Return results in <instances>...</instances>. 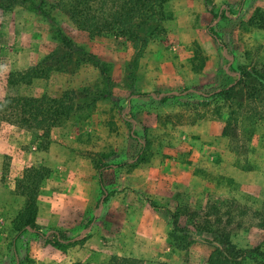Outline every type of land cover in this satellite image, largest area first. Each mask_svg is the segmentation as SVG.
I'll use <instances>...</instances> for the list:
<instances>
[{
	"label": "rangeland",
	"instance_id": "rangeland-1",
	"mask_svg": "<svg viewBox=\"0 0 264 264\" xmlns=\"http://www.w3.org/2000/svg\"><path fill=\"white\" fill-rule=\"evenodd\" d=\"M55 2L29 0L0 10V98L109 85L91 109L52 129L48 149L39 145L40 131L0 117V264H209L210 253L220 246L215 237L181 217L187 232L180 237L190 240L181 249L171 237V213L264 200V100L249 105L241 99L245 105L233 127L235 137H224L226 105L223 119L215 120L217 106L198 105L192 92L166 100L157 94L214 93L239 81L241 67L264 66V29L246 24L264 9V0H172L166 32L149 43L136 66L129 41L78 30ZM54 25L112 63V82L92 64L76 66L84 52L76 49L68 72L11 88L12 71L31 68L58 48ZM193 59L205 60L200 73L192 69ZM132 96L137 97L128 103ZM233 167L237 179L227 174ZM28 169L47 174L36 226H27L39 232L17 230L26 204L18 184ZM93 219L91 231L80 238ZM263 238L264 231L253 227L233 240L241 248L263 244L264 249Z\"/></svg>",
	"mask_w": 264,
	"mask_h": 264
},
{
	"label": "trees",
	"instance_id": "trees-1",
	"mask_svg": "<svg viewBox=\"0 0 264 264\" xmlns=\"http://www.w3.org/2000/svg\"><path fill=\"white\" fill-rule=\"evenodd\" d=\"M29 0H0V10H12L16 5H25ZM172 0H57L54 3L70 18L78 30L89 35H100L107 38L129 41L135 51L131 63L136 66L152 40L162 37L166 32L164 23L173 19V13L167 9ZM210 3L211 0H204ZM44 16L54 22L55 18L50 13ZM250 27L264 29V9L258 8L255 14L246 22ZM51 33L59 46L48 53L37 65L26 70H16L9 74L8 85H32L37 80L49 79L53 72H68L75 59L76 49L83 52L82 59L77 60L76 66L92 64L97 67L101 76L112 82L109 72L112 63L101 56L89 52L83 45L75 41L62 26L54 25ZM199 55V54H198ZM202 58V57H201ZM203 59V58H202ZM205 59V58H204ZM205 60L199 63L192 60V69L200 73L204 69ZM253 68L241 67L242 78L234 85L216 91L209 96H194L191 100L198 105L217 107V120H222V104L230 110L222 132L224 137H235L234 126L238 123L242 109L245 105L241 99H246L250 105L264 100V66ZM101 90L98 84L87 85L78 90H68L59 95L51 96L47 93L37 96H23L9 94L0 101V117L27 130L40 131L39 145L48 149L51 131L69 121L76 114L91 109L100 99ZM165 96V100L168 99ZM187 104L189 102H186ZM186 105V104H185ZM240 115V116H239ZM42 169H28L18 184V191L26 198V204L20 214L18 231L27 226L35 227L38 216V199L43 183L47 178ZM239 203L232 200L221 207L211 204L207 209H177L171 213L173 231L171 237L179 243L183 250L189 247L190 240L183 239L180 234L187 232L180 225L181 217H187L192 226L201 233L211 234L220 244L210 253L209 264H245L252 261L264 264L263 244L255 247L241 248L234 242L235 235L250 231L257 227L264 231V200L254 199L252 202ZM194 223V224H192ZM264 242V238H263ZM57 245H62L56 240ZM181 245V246H180Z\"/></svg>",
	"mask_w": 264,
	"mask_h": 264
},
{
	"label": "water",
	"instance_id": "water-1",
	"mask_svg": "<svg viewBox=\"0 0 264 264\" xmlns=\"http://www.w3.org/2000/svg\"><path fill=\"white\" fill-rule=\"evenodd\" d=\"M218 19H219V16H218ZM236 82H237V79L235 78V83H236ZM235 83H234V84H235ZM234 84H231L230 86H232V85H234ZM230 86H228V87H230ZM221 89H222V88H221ZM221 89H219V90H217V91H220ZM188 92H192L193 94H195V95H197V96H201V97H206V96H209V95L212 94V93L202 94V93H200V92H198V91H196V90H194V89H188V90L183 91V92L165 91V92H162V93L157 94V95H158V96H161V95H162V96L174 95V96H178V97H179V96H183L184 94H186V93H188ZM153 96H156V95L154 94ZM136 97H137V96H132L131 98H129V99H128V103H130L131 100L134 99V98H136ZM134 127H135V126H134ZM100 211H101V209L98 210V214L100 213ZM93 223H94V219L92 220V222H91L89 228L86 230V232H84V233L80 236V238L85 237V236L91 231V228H92V226H93ZM26 230L37 231L36 229H31V228H29V227H27ZM37 232H39V231H37ZM49 232H50V231H47L44 235L49 234ZM77 238H78V237L71 238V239H69L68 241H74V240H76Z\"/></svg>",
	"mask_w": 264,
	"mask_h": 264
},
{
	"label": "crops",
	"instance_id": "crops-1",
	"mask_svg": "<svg viewBox=\"0 0 264 264\" xmlns=\"http://www.w3.org/2000/svg\"><path fill=\"white\" fill-rule=\"evenodd\" d=\"M173 27L174 28H176L177 26H176V24H173ZM176 31H178V30H176ZM193 31H195L194 29H193ZM94 43L95 42H89V44H90V47H91V45L94 47ZM5 99V97H1L0 98V101H3ZM10 124V123H9ZM10 127H12V125H10ZM208 133H210V132H208ZM209 136V135H208ZM208 138V137H207ZM210 148H213L212 146L210 147ZM222 165H228L229 163H227V162H223V163H221ZM226 168V167H225ZM228 169V168H227ZM226 170V169H225ZM231 172H229V173H227L228 175H230L232 178H236L237 179V177H238V174L236 173V167H233V170L231 169L230 170ZM239 178V177H238ZM158 216V215H157ZM161 215L159 214V217H160ZM145 221H148V220H145ZM151 240V239H150ZM149 240V241H150ZM149 246H151L152 248L154 247V244L152 245V244H150ZM157 252V251H156ZM154 253H155V251L153 250V253L152 254H148L147 255V257H150L151 255H154ZM150 264H151V262H150Z\"/></svg>",
	"mask_w": 264,
	"mask_h": 264
}]
</instances>
